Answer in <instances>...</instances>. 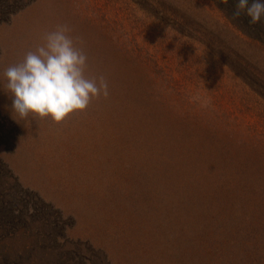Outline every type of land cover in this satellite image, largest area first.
I'll return each instance as SVG.
<instances>
[{"label": "rangeland", "instance_id": "1", "mask_svg": "<svg viewBox=\"0 0 264 264\" xmlns=\"http://www.w3.org/2000/svg\"><path fill=\"white\" fill-rule=\"evenodd\" d=\"M227 28L264 50V0H0V264H264V54Z\"/></svg>", "mask_w": 264, "mask_h": 264}, {"label": "trees", "instance_id": "2", "mask_svg": "<svg viewBox=\"0 0 264 264\" xmlns=\"http://www.w3.org/2000/svg\"><path fill=\"white\" fill-rule=\"evenodd\" d=\"M164 25H166V26H168V27H171V24H169L168 25V23L167 22H164ZM215 25H216V23H215ZM172 28V27H171ZM228 30H227V32H228V34H229V36H230V38L231 39H233L234 41H236V42H239V43H241V44H243V45H245V46H247L249 49H253L254 50V52H261V53H263L264 54V50L261 48V43H262V41L261 40H259V38H254V37H251L249 34H246L245 32H242V30H234L233 28H227ZM238 33H241V34H238ZM239 35H241V37L239 36ZM182 36V35H181ZM133 52V51H132ZM124 54L121 52V57L123 56ZM128 56H130V55H128ZM132 57H135L136 58V56H135V54L133 53L132 55H131ZM130 56V57H131ZM119 57L117 56V59H118ZM125 59H129V58H127V57H124ZM120 59V58H119ZM132 59V58H131ZM134 60H137V58L136 59H134ZM119 61V60H118ZM117 61V62H118ZM257 60H255V63H257L256 62ZM242 63V62H241ZM240 63V64H241ZM143 64V63H142ZM156 65V64H155ZM136 66V68H138V67H140V68H142L141 66H139V64H138V62H137V64L135 65ZM242 66H244V63L242 64ZM128 67V66H127ZM256 67V64L255 65H253V69L251 70V72H252V74L254 73L255 75H256V77H257V79H260V77H261V85H259V82H258V80H256L257 82H258V86H257V91H258V93H260L261 95H263L264 96V92H262V87L264 86V75L262 74H259L258 72H256V70H254V68ZM144 69V68H143ZM241 71H245V72H247L246 70H250L251 69V67L250 68H239ZM165 71H170L169 69H167V70H164V69H162L161 67H159L158 68V70H151L150 69V67L149 68H146L145 70H144V72H143V78H145V79H147V80H149L150 82H152L154 79H157L156 77L157 76H165V74H167ZM156 76V77H155ZM253 76V75H252ZM254 77V76H253ZM165 81V79H161L160 81H159V85H160V88H161V90H162V92L160 93V94H162L161 96H160V102L162 103L161 105H163L164 103L166 104V101H165V99H164V94H168L169 93V85H168V82H164ZM182 103H183V105L181 106V108L183 107V106H187L188 108H189V106H191L192 105V108H194V105L193 104H188V102H186V99H183L182 100Z\"/></svg>", "mask_w": 264, "mask_h": 264}]
</instances>
